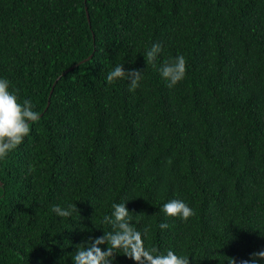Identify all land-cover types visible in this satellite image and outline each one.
<instances>
[{"label":"trees","instance_id":"obj_1","mask_svg":"<svg viewBox=\"0 0 264 264\" xmlns=\"http://www.w3.org/2000/svg\"><path fill=\"white\" fill-rule=\"evenodd\" d=\"M157 42V64L186 60L172 88L143 55ZM117 64L140 87L107 84ZM0 76L41 114L0 159V264H72L120 202L190 264L264 250V0H0ZM173 198L195 215L165 217Z\"/></svg>","mask_w":264,"mask_h":264},{"label":"clouds","instance_id":"obj_2","mask_svg":"<svg viewBox=\"0 0 264 264\" xmlns=\"http://www.w3.org/2000/svg\"><path fill=\"white\" fill-rule=\"evenodd\" d=\"M163 51V45L157 42L147 48L143 55L146 63L152 64L161 79L172 88L185 78L186 60L178 53L157 64ZM142 78V70H125L123 64H117L107 73L105 80L109 85L127 80L129 91H135L140 87ZM34 109L35 105L30 98L21 101L9 79L0 76V159L6 158L30 134L29 125L41 117ZM126 203L111 205L110 211L101 219V224L109 230L104 231L101 236L89 237L82 242V246L76 248L70 256L72 264H114L116 254L121 253L137 264H190L188 256L178 254L174 249L162 251L156 247H145L147 229L142 232L136 228ZM52 211L63 220L72 217L76 209L71 204L67 207L55 205ZM160 211L165 217L178 218L182 222H187L195 215L194 209L179 198L163 203ZM158 228L161 231L167 230L169 224L161 222ZM229 264H235V261L232 260ZM241 264H264V250L252 253L250 259Z\"/></svg>","mask_w":264,"mask_h":264},{"label":"water","instance_id":"obj_3","mask_svg":"<svg viewBox=\"0 0 264 264\" xmlns=\"http://www.w3.org/2000/svg\"><path fill=\"white\" fill-rule=\"evenodd\" d=\"M87 16H88V14H87ZM58 79V78H57ZM57 79H56V81H57ZM49 104V103H48Z\"/></svg>","mask_w":264,"mask_h":264}]
</instances>
